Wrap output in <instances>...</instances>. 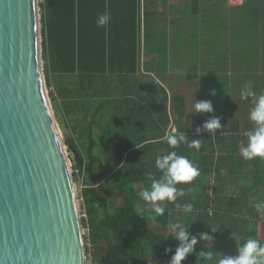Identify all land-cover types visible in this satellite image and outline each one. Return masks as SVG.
Here are the masks:
<instances>
[{"label":"trees","instance_id":"obj_1","mask_svg":"<svg viewBox=\"0 0 264 264\" xmlns=\"http://www.w3.org/2000/svg\"><path fill=\"white\" fill-rule=\"evenodd\" d=\"M40 1L44 2L41 7V22L47 85L50 87V71L58 78L66 95L80 99L81 102L76 103V107L83 110L84 121L92 130L98 131L96 137L87 139L80 151L66 137L72 177L75 183L77 180L81 183V209L87 214V221L82 220L81 224L84 226L87 223L91 227L90 236L96 262L151 264L150 250L153 249L157 257L170 264L178 242L170 236L167 244L158 249L155 228L168 226L176 214H190V217L202 225L201 230L197 228L192 231L185 224L190 235L199 237L201 233H205L206 228L224 226L225 229H238V248L248 238L259 240L263 244L258 234L261 213L258 214L250 204L251 200L259 198L263 192L264 172L261 173L260 164L253 167L251 184L246 189V200L234 194L228 195L227 187L235 177L234 154H220L216 144L220 139L228 137L233 143L234 138L226 130H218L215 136L202 129L198 136L196 129L205 123L201 117H198L196 127L191 130L186 128L187 107L181 97L171 98L178 123V130L172 135L183 132L188 137V143L201 139V147L197 151L188 147V143H183L178 149L172 150L166 140L162 145L167 147L168 153L177 151L178 155L189 158L200 174L191 185H177L178 189L185 190V195L172 203L166 202L164 216L152 219L154 213L147 208L150 203L144 202L135 188L151 185L145 175L148 172L157 179L161 177L162 173L152 160L156 148L153 144L141 145L143 139L127 144V78L136 76L139 69L136 34L133 35L134 47L127 51V37L131 38L127 36V0ZM134 10L137 12V5ZM104 13L111 17V21L107 27H98L97 17ZM127 52L134 54L132 65H127ZM159 89L164 93L163 108L166 109L167 94L164 89ZM57 94L62 98L65 95L58 84L50 92L54 112H57ZM150 106L153 108V105ZM169 123L167 119L165 127ZM230 132L233 134L234 131ZM214 138L217 139L216 142ZM247 165L251 166L252 163ZM261 169L264 170L263 164ZM224 171L225 175L222 174ZM213 175L217 182L214 199L206 193L207 182ZM189 187L192 188L191 192L188 191ZM211 202L215 205L212 217L206 212ZM188 203L193 205L191 213L175 212L176 206L184 209V205ZM137 206L142 211L137 212ZM159 218L166 221L162 222ZM211 233L215 247L205 246L206 241L199 242L182 264H218V230ZM168 249L170 251H166ZM203 251L211 252L212 259H198ZM236 254L237 252H231L229 256Z\"/></svg>","mask_w":264,"mask_h":264},{"label":"crops","instance_id":"obj_2","mask_svg":"<svg viewBox=\"0 0 264 264\" xmlns=\"http://www.w3.org/2000/svg\"><path fill=\"white\" fill-rule=\"evenodd\" d=\"M134 34L137 35L139 69L136 76L127 78V144L140 139L144 140L141 145L153 144L157 149L152 155L153 161L167 155V147L162 145L164 137L178 130L171 98L181 97L187 107L186 128L196 127L198 117L206 122L217 116L223 126L220 130H226L233 136V143L229 137L220 139L216 148L220 154H234L235 177L227 187V194L246 200L254 165L260 164V171L264 172L261 169L264 161L259 158L245 160L239 155L241 142L247 144L244 134L256 128L249 117L256 97L242 100L241 91L250 85L257 97L264 94V0H127V36L131 37H127V51L134 47ZM133 58L134 54L127 52V65L133 64ZM48 80L50 88L54 90L58 84L65 93L63 98L57 94L55 105L60 116V129L80 151L87 139L96 137L98 131L92 130L84 121L83 110L76 107L80 99L66 95V90L50 71ZM159 88L167 94L166 109L163 108L164 93ZM212 91L219 98L212 105L214 112L196 114V101H210ZM232 106L233 116L230 112ZM167 119L170 123L165 127ZM230 131H234L233 134ZM248 163L252 165L248 166ZM137 187L140 194L150 189V185ZM229 188H232L231 194ZM263 196L264 188L259 198H254L250 204L254 206L256 202L264 201ZM147 208L152 212L151 204ZM175 212L185 213L179 206ZM159 220L166 221L164 218ZM171 223L182 228L187 224L192 231L202 229L190 214H176ZM232 229L218 228L216 250L220 258L237 252L240 237L237 236L238 229ZM155 230L159 249L167 244L173 233L168 226L156 227ZM205 233L212 235L210 228H206ZM258 234L264 244V212L261 213ZM205 246L213 248L215 242H205ZM151 264L167 262L155 254Z\"/></svg>","mask_w":264,"mask_h":264},{"label":"water","instance_id":"obj_3","mask_svg":"<svg viewBox=\"0 0 264 264\" xmlns=\"http://www.w3.org/2000/svg\"><path fill=\"white\" fill-rule=\"evenodd\" d=\"M39 0H0V264H83L68 143L46 89Z\"/></svg>","mask_w":264,"mask_h":264},{"label":"clouds","instance_id":"obj_4","mask_svg":"<svg viewBox=\"0 0 264 264\" xmlns=\"http://www.w3.org/2000/svg\"><path fill=\"white\" fill-rule=\"evenodd\" d=\"M111 21V17L107 14H101L97 17L96 24L98 27H107ZM215 96V91L211 92ZM249 96L256 97L254 106L249 113L250 120L255 123V130L247 131L244 135L247 137V144L241 142L239 155L245 160H253L259 158L264 161V94L256 96L255 92L251 91V86L246 85L241 91V99H247ZM196 114H211L214 112L211 101H196L194 105ZM220 118L212 116L209 120L196 129V134L199 136L201 130L215 134L222 128ZM164 139L167 145L172 149H178L181 144L188 143V137L181 132L178 135H166ZM188 147L196 149L201 147V139L191 140ZM155 166L162 173L157 179L151 172L146 173V178L151 181L150 189H146L141 193L144 202L150 203L152 212L155 217L164 216L166 207L165 202L172 203L178 197L185 195L183 188H177V185H191L199 176V170L193 165V162L183 155H178L177 151H170L167 155L158 157L155 161ZM191 192L192 188L189 187ZM257 213L264 212V201H258L254 205ZM184 212L191 213L193 205L188 203L184 205ZM136 211H142L137 206ZM169 230L173 233V238L178 242L175 254L172 256L170 264H182L189 254L195 250V246L201 242H211L214 244V237L208 233H201L199 237L190 235L189 229L182 228L179 224L170 223ZM218 228H211L215 233ZM170 251V249L166 250ZM203 257L205 261L212 259V253L203 251L199 254V258ZM218 264H264V244L259 240L248 238L246 242L237 249L235 256H222Z\"/></svg>","mask_w":264,"mask_h":264},{"label":"built area","instance_id":"obj_5","mask_svg":"<svg viewBox=\"0 0 264 264\" xmlns=\"http://www.w3.org/2000/svg\"><path fill=\"white\" fill-rule=\"evenodd\" d=\"M217 187L216 177L213 175L209 178V182H207L206 193L211 196L212 199L215 198L214 191ZM82 201L81 198H79ZM215 205L213 202L209 204V207L206 208L207 214L210 217L214 216ZM78 215L80 221H87V214L84 210L78 208ZM91 227L86 223L84 226L81 224V236H82V244H83V264H98L95 259V251L94 246L91 241Z\"/></svg>","mask_w":264,"mask_h":264},{"label":"rangeland","instance_id":"obj_6","mask_svg":"<svg viewBox=\"0 0 264 264\" xmlns=\"http://www.w3.org/2000/svg\"><path fill=\"white\" fill-rule=\"evenodd\" d=\"M43 1H40L39 0V7H40V17H41V7H42V5H43ZM41 19V18H40ZM41 23V34H42V22H40ZM42 49H43V35H42ZM42 56H43V50H42ZM43 66H44V75H45V81H46V74H45V60H44V58H43ZM233 85V84H232ZM46 89H47V92H48V96H49V98H50V92H52L53 91V89L52 88H50L48 85H47V81H46ZM219 100V98L218 97H215V96H212L211 95V97H210V101H211V103H212V105L214 106V104L217 102ZM224 100V99H223ZM235 101V99H232V101ZM50 101H51V98H50ZM219 104V103H218ZM225 104V103H224ZM51 105H52V107H53V102L51 101ZM217 105V104H216ZM233 105V104H232ZM230 112H231V116H233V113H234V110H233V106H232V108H231V110H230ZM54 115H55V118H56V120H57V122H58V124H60V116H59V114L58 113H54ZM222 117H226L224 114H220ZM62 137H63V139H64V141H66V136H65V134H64V132L62 131ZM67 151H68V149H67ZM68 160H69V163H70V170H71V172H72V164H71V160H70V157H69V151H68ZM207 182V181H206ZM74 185H75V192H76V197H77V201H78V208H80L81 209V201L79 200V193H80V189L82 188V186H81V183H80V181H76V183L74 182ZM136 189V191H138V187H136L135 188ZM231 190H232V188H229L228 189V192H229V194H231ZM81 222V221H80ZM155 254H156V252H155V250H153V249H151L150 250V261L152 262V259L155 257Z\"/></svg>","mask_w":264,"mask_h":264}]
</instances>
